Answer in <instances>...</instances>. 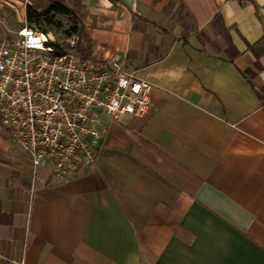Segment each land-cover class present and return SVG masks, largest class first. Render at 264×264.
Listing matches in <instances>:
<instances>
[{
  "label": "crops",
  "instance_id": "obj_1",
  "mask_svg": "<svg viewBox=\"0 0 264 264\" xmlns=\"http://www.w3.org/2000/svg\"><path fill=\"white\" fill-rule=\"evenodd\" d=\"M79 12L94 58L152 85L149 111L99 114L94 164L59 182L0 132V264H264V0Z\"/></svg>",
  "mask_w": 264,
  "mask_h": 264
},
{
  "label": "built area",
  "instance_id": "obj_2",
  "mask_svg": "<svg viewBox=\"0 0 264 264\" xmlns=\"http://www.w3.org/2000/svg\"><path fill=\"white\" fill-rule=\"evenodd\" d=\"M51 43L49 32L27 26L0 40V125L34 171L47 168L59 182L94 164L98 115L143 117L152 85L119 58L96 62L70 49L58 55Z\"/></svg>",
  "mask_w": 264,
  "mask_h": 264
},
{
  "label": "trees",
  "instance_id": "obj_3",
  "mask_svg": "<svg viewBox=\"0 0 264 264\" xmlns=\"http://www.w3.org/2000/svg\"><path fill=\"white\" fill-rule=\"evenodd\" d=\"M40 3L45 4L43 8L39 7ZM79 9L80 0H30V4L25 7V22L30 28L37 27L42 32H51L56 28L62 29V26H67L63 29V36L66 40H72L73 45L69 47L66 42L51 43L55 53L63 54L70 49L81 59L91 58L99 62L92 54ZM256 93L258 96L263 95L264 88L256 90Z\"/></svg>",
  "mask_w": 264,
  "mask_h": 264
},
{
  "label": "rangeland",
  "instance_id": "obj_4",
  "mask_svg": "<svg viewBox=\"0 0 264 264\" xmlns=\"http://www.w3.org/2000/svg\"><path fill=\"white\" fill-rule=\"evenodd\" d=\"M28 2V3H27ZM27 2L16 0H0V40L3 39H11L15 38L18 31L22 27H26L27 24L25 22V7L27 4H30V0ZM44 3H40L39 7L43 8ZM30 27V26H27ZM36 30H40L37 27H31ZM67 28V26H62V29L56 28L49 32V35L55 39L56 43L67 42L69 40L64 39L63 29ZM84 45H86L84 43ZM217 51V46L213 47ZM0 132H3V128L0 125Z\"/></svg>",
  "mask_w": 264,
  "mask_h": 264
}]
</instances>
